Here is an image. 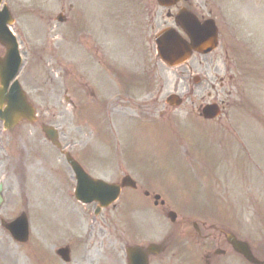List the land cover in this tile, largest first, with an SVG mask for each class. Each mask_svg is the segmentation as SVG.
<instances>
[{
  "label": "rangeland",
  "instance_id": "obj_1",
  "mask_svg": "<svg viewBox=\"0 0 264 264\" xmlns=\"http://www.w3.org/2000/svg\"><path fill=\"white\" fill-rule=\"evenodd\" d=\"M6 4L15 19L13 31L20 44V52L23 56V67L19 73V82L28 99L36 108V114L39 123H46L57 128L60 135V142L63 146L74 154L81 162L85 164L86 170H95V174L101 177L103 171L108 170L111 179L118 175L119 171L124 170L120 166L121 160L116 154L106 153L109 145L106 143V115L103 111H99V107L89 106L88 110H81L82 105L86 102L82 100L83 94H74L70 86V76L56 79L55 74L60 75V70L53 71V59L50 58L54 54L50 48L46 51L42 50V44L45 42L47 34L44 26L43 18H47V23L51 28L58 26L55 22V13L59 8L64 7L69 22L81 24L84 20L82 15H78L77 6L71 12L68 10L70 4H75L76 0H2ZM192 5L197 6L199 10L205 13L211 12L217 18L221 30L220 47L216 52L204 58H197L189 61L185 65L176 68H168L159 62V71L164 74L165 85L161 90V95L171 92L174 87L179 85L187 88L196 87L193 77L198 76L201 79L200 87L203 88L201 100L195 97L194 103H188L178 110L177 115L182 122L186 114L189 119H195L194 109L200 102H224L233 104L226 111L228 116H223V120L216 125L215 128L222 126H233L232 129L239 130L235 135V139L239 148L232 152L226 150H217L218 161H208L215 148L212 146V140L205 136L203 130L199 127L194 128L193 134L197 137V142L201 139L204 144H210L212 154L202 153L205 159L203 170H216L218 178H213L210 183L214 185L215 180L220 182L222 175L220 171H233L236 175L234 190L228 189V198L231 200L225 205H211V198L205 195L207 183L203 176L197 174L196 177L188 170L181 172L178 178L173 179L172 184L180 183L182 179L189 178L195 182L200 177L202 184H197L198 198L196 203L191 206H175L179 212L176 224L171 225L169 220L164 216L157 214L158 235L151 240L157 239L160 242L164 237H171L168 250L158 258V264H190L191 261L184 260L187 248L183 250L181 239L176 238V234L185 231L186 224L183 222V216L187 210H195L205 220L217 225L218 227L227 228L233 232L238 238L246 241L256 258L264 261V0H190ZM80 5L86 13L94 14V28L98 27V21L103 17L102 25L106 27V0H80ZM133 13H136V5H132ZM70 12V13H69ZM138 13V11H137ZM54 16V20L50 17ZM67 22V23H69ZM173 26L172 21L165 19L164 11L159 9L158 26L150 31V34L158 28ZM145 28L146 26H142ZM57 29L58 32L67 33L68 28L62 26ZM107 32V31H106ZM54 34V32L52 33ZM155 34V33H154ZM153 34V35H154ZM133 34L132 29L127 27V38L131 41ZM112 36H108V40ZM67 45V43H59ZM101 48L102 43H97ZM236 44H239V52L236 51ZM131 45L128 47L130 48ZM145 48V46H141ZM61 48H66L62 47ZM136 49V48H134ZM42 50V53H41ZM229 50V51H227ZM227 51V52H226ZM5 52L4 47L0 46V56ZM137 53V50L134 51ZM60 50L55 55H60ZM129 52H127V56ZM69 59V58H68ZM126 59V58H125ZM70 60V59H69ZM56 64V63H55ZM230 65L227 72L226 66ZM233 75V81H228V76ZM54 76V77H53ZM53 83H49L47 78H51ZM220 78L224 79L223 90L219 87ZM68 82V93L65 91L64 82ZM214 85V90L211 89ZM116 90L112 88V92ZM90 91V90H87ZM157 89L149 96L143 95V100L153 101L156 99ZM99 91H96L98 93ZM207 92H211L207 97ZM229 92V94L227 93ZM69 97L83 103L78 109L70 107L65 100ZM98 97L93 100L89 98L88 102H98ZM147 108H143L145 111ZM258 121L253 127V138L255 140L254 152L249 148L248 125L253 119ZM238 120V121H237ZM144 123V121H141ZM254 122V123H255ZM231 124V125H229ZM253 124V123H252ZM239 125V128L235 126ZM117 131L122 130L126 134L132 131V125L127 127L124 123H118ZM153 142L158 143V132L153 129ZM250 134V133H249ZM230 136V134L228 133ZM225 132L214 135V139L221 138V141L227 138ZM136 136V135H135ZM134 135H129L126 139H134ZM44 137L38 124L20 123L13 132L8 133L3 130L0 123V186L3 188L4 202L0 206V219L5 221L14 220L22 213L28 218L29 223V239L25 244L16 243L2 228L0 223V264H45L48 258L58 247L67 244V237H73L76 232L68 229V225L78 224L79 231H82V237L86 234L87 223L82 221H70L64 217V211L73 212L74 204L72 198H67L65 188L67 185L61 182L58 170H70L65 159L55 149L51 148L43 141ZM156 145L152 151V160L155 165H160L162 158L165 159L161 144ZM187 151L189 146L185 143ZM184 146V144H183ZM111 147V146H110ZM144 155H148L147 151ZM241 156V160H237L235 156ZM111 157V158H110ZM240 166L235 167L232 160ZM168 159V158H167ZM225 160L220 164V161ZM126 164H129L125 161ZM134 166V165H133ZM215 168L213 169V167ZM107 167V169H106ZM125 167V166H124ZM238 169V170H237ZM198 173L199 169H193ZM196 170V171H195ZM130 171V170H126ZM158 174L164 176L166 170H137L134 174L142 184L148 182L147 173ZM171 171V170H170ZM239 176H238V174ZM240 171V172H239ZM173 174V173H172ZM168 178L171 175H166ZM166 177V180H168ZM230 173L224 176L225 185H230ZM219 180V181H218ZM153 186L152 181L148 183ZM147 184V185H148ZM210 186V185H209ZM215 187V186H214ZM214 187L210 190L215 191ZM216 188V187H215ZM69 191V187H68ZM223 195L225 191L221 188ZM238 193V194H237ZM123 201L132 206L133 200H137L132 193L125 192ZM236 195V196H235ZM122 201V202H123ZM144 203V202H143ZM134 208V207H133ZM132 208V211H133ZM140 208L138 206V214ZM147 211L149 209L147 208ZM148 220H152L155 213H148L143 207L140 215H144ZM132 219V213L130 214ZM148 222L145 220V226ZM152 229V228H151ZM106 238V232L103 233ZM207 234H210L207 231ZM140 236H142L140 234ZM102 237L101 247L96 245L92 248L94 260L103 259L106 264V256L103 255V248L106 247L105 238ZM141 241V238L135 240ZM169 241V240H168ZM192 246L202 249L200 261L204 264L203 249L207 247L217 248L215 239L211 237L209 240L198 241L194 238ZM221 249H225L220 245ZM75 248V247H74ZM186 249V250H185ZM78 249L76 248V251ZM183 251V252H182ZM182 252V254H179ZM80 253V252H79ZM78 253V256H79ZM50 254V255H49ZM74 255V253H73ZM50 256V257H49ZM197 255L194 253V257ZM75 261L82 263L79 257ZM199 257V256H198ZM45 261V262H46ZM46 262V263H47ZM61 263V262H60ZM211 264H247L241 257L234 255L227 250V255L214 257Z\"/></svg>",
  "mask_w": 264,
  "mask_h": 264
},
{
  "label": "water",
  "instance_id": "obj_2",
  "mask_svg": "<svg viewBox=\"0 0 264 264\" xmlns=\"http://www.w3.org/2000/svg\"><path fill=\"white\" fill-rule=\"evenodd\" d=\"M5 11L6 8H4L2 12H0V41L8 48L6 58L4 60H0V119L4 122L5 129H12L20 119L24 118L32 120L33 112L32 109L27 106L24 95L16 84H14L8 90V84L16 72V67L14 61V43L6 36L7 32L5 29V23H11L12 20L10 16L5 13ZM188 32L191 36V39H193L194 47H198V45L202 41L206 40V38L203 37H195L196 31H194L193 29L189 28ZM157 41L159 46V52L169 64L173 65L175 63L180 62L178 61L179 58H183L181 60L183 61L188 56L189 49L184 46L185 44L183 43V41H181L180 38L173 31L166 30L162 32L158 36ZM213 41L214 37L213 35H210L208 42L209 45L210 43H213ZM208 51L209 50H207V52ZM4 105H6L5 108H3ZM204 113L205 117H214L216 115L215 107L207 106L204 109ZM44 132L52 141L55 140L56 134L54 131H52L51 129H44ZM68 162L74 170H81L78 165L74 163L71 159H68ZM78 174V183L80 185L79 187L81 188V190H87L85 186H90L91 191L96 193L93 199L103 203L104 199L99 194V188L94 186L97 185L98 182L88 179L86 176H83L81 172H79ZM79 187H77L78 191ZM100 187L104 188V186ZM6 227L16 240L24 241L27 239V221L24 216H21L17 220L7 224ZM227 239L232 245V247L235 249V251L240 253L246 260L253 264H258L257 260L252 256L248 246L245 243L239 242L229 236L227 237Z\"/></svg>",
  "mask_w": 264,
  "mask_h": 264
},
{
  "label": "flooded vegetation",
  "instance_id": "obj_3",
  "mask_svg": "<svg viewBox=\"0 0 264 264\" xmlns=\"http://www.w3.org/2000/svg\"><path fill=\"white\" fill-rule=\"evenodd\" d=\"M113 1H119L121 3H126L125 0H113ZM137 5H139L140 1L139 0H135ZM152 0H141V3H145V12L142 13L141 18L142 20H147V22L150 24L151 22H154V15L152 10H150L148 8V5L151 3ZM187 4L190 6L191 3L187 2ZM193 10V9H192ZM196 11V15L198 13V10L195 8L194 9ZM209 14H211V12H209ZM151 27L153 28V24H151ZM82 35H85L82 33ZM81 35V36H82ZM79 38H81L79 36ZM78 38V43L80 41V39ZM152 50V49H151ZM99 55V54H97ZM199 56V55H196ZM101 61H98V64ZM104 65H106V62H103ZM155 65L151 59V64L145 65V71L144 74L139 73L135 70H110L108 73L110 74L111 78L119 85V90L120 93H124L126 98L128 99H132L135 98L134 100H136V96L139 94H142V87L140 86V84L143 82V80H153L154 75H155V69H154ZM85 71L81 72L80 74L78 72H74V78H82L84 76ZM223 85V83L221 82V86ZM147 92H148V88ZM181 89L183 90V86L181 87H175L174 91L177 93V91ZM193 90H189V92H185L183 94V97L185 98H191L192 92ZM187 93V94H186ZM185 98V99H186ZM158 101V99H157ZM193 103V101H192ZM126 104H132L131 102H126ZM133 106H135V104H132ZM139 106V104H136V108ZM108 115H110V109H107ZM122 177L119 178V180H117V182H120V179ZM135 178V182H136V189L135 190H131V189H127V188H123L121 190V192L123 193V191H127L129 190L130 192H136L137 194H133L132 196L135 199L140 200L142 197L145 199L146 202H150L152 204L155 205V203L158 201L155 200V196H159L161 199L162 197H168L169 201H172V198L175 199V197L173 196V190H171V192L163 187H156L154 188L153 186H150L148 183L151 181L150 176H147V180L148 182H145L144 184H142V182L139 181L138 178H136L135 176L133 177V180ZM69 179H72L71 177H69ZM148 184V185H147ZM152 184H154L152 182ZM139 188V189H137ZM139 190V191H138ZM118 206H113L112 208H106L104 210H102V212H100L99 214H94V209L92 210V214L89 216H85L86 220L90 223L89 225V232L88 234H86L85 239L89 244H96L97 243V236L98 234L102 233L100 231H98L99 229L101 230L102 226L100 224H103L106 227V264H119L118 262V258L119 256L121 257L122 254V249L120 247H118V245L121 244H126V231L123 228V223H122V208H119L118 213H110V211H115L117 210ZM187 221H189L190 223L194 222L191 220V218L187 219ZM96 223H99L96 227ZM194 226V224H193ZM197 226V229L195 228V232L197 235V238H201V237H208L210 234H203L205 230V224L204 222H201V225ZM194 228V227H193ZM119 242H122L119 244ZM137 244V243H136ZM151 245V242H147L145 244L140 243L134 246H139L141 247L142 250L145 249V247ZM84 246V245H83ZM86 252L83 254V257L86 256ZM82 257V258H83ZM209 257V256H207ZM126 260V257H124ZM148 264H152L153 263V255L151 253H148ZM73 264H78V263H73ZM97 264V263H95Z\"/></svg>",
  "mask_w": 264,
  "mask_h": 264
}]
</instances>
